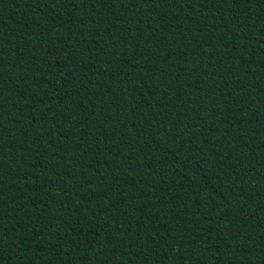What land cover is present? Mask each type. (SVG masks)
Returning <instances> with one entry per match:
<instances>
[{"label":"trees","instance_id":"16d2710c","mask_svg":"<svg viewBox=\"0 0 264 264\" xmlns=\"http://www.w3.org/2000/svg\"><path fill=\"white\" fill-rule=\"evenodd\" d=\"M0 264H264V0H0Z\"/></svg>","mask_w":264,"mask_h":264}]
</instances>
